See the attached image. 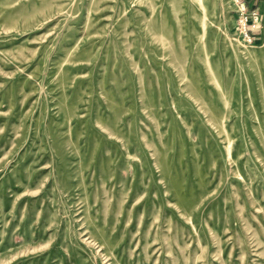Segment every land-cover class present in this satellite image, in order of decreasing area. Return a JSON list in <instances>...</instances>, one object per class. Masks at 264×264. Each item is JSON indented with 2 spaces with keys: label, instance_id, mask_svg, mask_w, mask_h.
I'll return each instance as SVG.
<instances>
[{
  "label": "rangeland",
  "instance_id": "374dc122",
  "mask_svg": "<svg viewBox=\"0 0 264 264\" xmlns=\"http://www.w3.org/2000/svg\"><path fill=\"white\" fill-rule=\"evenodd\" d=\"M0 0V264H264V0Z\"/></svg>",
  "mask_w": 264,
  "mask_h": 264
},
{
  "label": "built area",
  "instance_id": "2783aa9c",
  "mask_svg": "<svg viewBox=\"0 0 264 264\" xmlns=\"http://www.w3.org/2000/svg\"><path fill=\"white\" fill-rule=\"evenodd\" d=\"M235 12V33L247 43H252L259 33L262 18L259 9L253 5V0H233Z\"/></svg>",
  "mask_w": 264,
  "mask_h": 264
}]
</instances>
